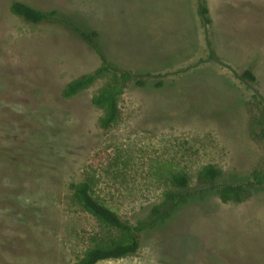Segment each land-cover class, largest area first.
<instances>
[{"label":"rangeland","instance_id":"obj_1","mask_svg":"<svg viewBox=\"0 0 264 264\" xmlns=\"http://www.w3.org/2000/svg\"><path fill=\"white\" fill-rule=\"evenodd\" d=\"M14 1L95 30L109 64L150 74L118 96L114 126L102 129L91 103L110 75L62 96L100 66L98 54L64 24L12 15ZM207 6L204 30L196 0H0V264L76 261L92 223L69 184L87 182L134 224L177 172L190 195L140 234L136 254L98 264H264V184L242 203H222L214 188L245 184L264 160L244 106L253 95L264 103V0ZM206 165L222 170L214 186L197 181Z\"/></svg>","mask_w":264,"mask_h":264},{"label":"trees","instance_id":"obj_2","mask_svg":"<svg viewBox=\"0 0 264 264\" xmlns=\"http://www.w3.org/2000/svg\"><path fill=\"white\" fill-rule=\"evenodd\" d=\"M196 14L200 25L207 30L212 23L207 0H196ZM12 15L28 24L59 23L70 27L87 43L100 57V66L91 73L84 74L68 82L63 91L64 98H72L79 92L89 88L97 79L107 74L111 82L99 88L91 97L93 106L101 110L99 126L108 129L114 126L120 118V109L117 103L118 96L129 83L143 86V76L149 73H136L131 70L119 71L109 64L102 56L95 42L98 34L95 30L81 31L74 23L57 18V12L42 11L26 3L14 1L9 7ZM241 79L245 82H254L255 76L245 70ZM159 83L157 87H159ZM248 115V135L264 153V103L253 95L244 104ZM255 167L249 180L245 184H218L215 191L222 203H242L251 196V189L264 184V160ZM222 176V170L214 165L203 166L197 174L198 183L205 186H214ZM170 189L163 193L161 201L153 206L148 215L136 223L122 218L98 200L92 193L87 182L71 183L68 190L72 202L85 213L92 223L87 233V247L73 264H98L107 260H118L137 253L140 248V234L159 221L168 219L175 207L190 194L188 192L189 177L185 172L173 173L169 178Z\"/></svg>","mask_w":264,"mask_h":264}]
</instances>
